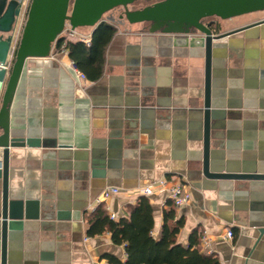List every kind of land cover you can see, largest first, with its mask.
Here are the masks:
<instances>
[{"label":"crops","instance_id":"crops-1","mask_svg":"<svg viewBox=\"0 0 264 264\" xmlns=\"http://www.w3.org/2000/svg\"><path fill=\"white\" fill-rule=\"evenodd\" d=\"M259 12L221 20L222 31L264 19ZM92 32L80 27L69 39ZM194 38L119 29L96 80L76 75L65 48L27 59L11 134L41 143L10 148L8 192L38 202V217L9 231L6 264L125 261L110 232L88 234V217L100 204L115 220L128 216L138 188L162 178L181 183L190 200L176 207L167 190L148 196L154 236L174 207L184 220L179 242L197 230L201 252L220 264H264V179L204 173L206 49ZM209 78L210 171L264 175V23L214 41ZM112 187L120 192L102 199ZM2 190L0 178V208Z\"/></svg>","mask_w":264,"mask_h":264},{"label":"water","instance_id":"water-1","mask_svg":"<svg viewBox=\"0 0 264 264\" xmlns=\"http://www.w3.org/2000/svg\"><path fill=\"white\" fill-rule=\"evenodd\" d=\"M146 6L131 9L135 2ZM122 7L120 18L130 24L146 23L150 33L195 35L196 43L206 49L207 87L204 122V173L212 178L264 179L252 173L211 172L209 166L211 112L209 96L210 64L213 43L226 35L264 23L252 24L218 32L206 20L217 17L231 19L264 11V0H31L21 33L15 26L21 15L20 0H0V178L2 202L0 208V264H6L9 231L20 229L24 219L37 218L38 210L30 200L10 199L8 192L10 148L38 146L41 141L31 137L12 136L11 107L27 59L51 56L56 44L64 41L67 28H94L105 20V15ZM261 232H264L262 228Z\"/></svg>","mask_w":264,"mask_h":264},{"label":"trees","instance_id":"trees-1","mask_svg":"<svg viewBox=\"0 0 264 264\" xmlns=\"http://www.w3.org/2000/svg\"><path fill=\"white\" fill-rule=\"evenodd\" d=\"M116 32L117 28L104 20L94 28L88 43L65 38L69 57L89 79L101 77L105 49ZM64 41L56 44L55 48H61ZM127 211L128 216L115 220L108 214L104 204H100L88 217L89 235L108 231L115 243L125 245L126 260L109 255L108 264H220L216 256L201 252L197 230L192 233L187 244L178 241L184 220L177 219L174 207L164 211L159 237L153 234L154 210L147 196H140L134 204H128Z\"/></svg>","mask_w":264,"mask_h":264},{"label":"built area","instance_id":"built-area-1","mask_svg":"<svg viewBox=\"0 0 264 264\" xmlns=\"http://www.w3.org/2000/svg\"><path fill=\"white\" fill-rule=\"evenodd\" d=\"M31 0H20L21 5H22V10H21V15L19 16V18H22L24 21L26 19V12L27 9L29 7V3ZM24 24V22H23ZM16 36H19L18 34L15 33ZM64 35L66 36L67 39L71 38V37H75L76 35V30H72L70 28H67L66 31L64 32ZM77 38L79 40H83L85 42H89L90 39L86 36H77ZM67 39L64 41V43L62 44L61 48H65V44L67 42ZM71 66L74 70V72L76 73V75L83 80H86V75L74 64V62H71ZM1 158V156H0ZM157 190H167L169 193V198L173 201V204L176 207H179L181 205H183L184 203L188 202L190 200V194L188 191L185 190L184 186L181 183H174L171 182V184H169V181L165 178H162L160 180H157L155 182H150L146 185L140 186L137 190V192L141 195V196H151L152 194H154V192H156ZM120 192V188L118 187H112V188H107L104 190L103 195H102V199H106L109 198L111 195L113 194H117ZM111 217L114 218L115 215L111 214ZM226 236L229 239H233L234 238V232L232 229L228 228L226 230Z\"/></svg>","mask_w":264,"mask_h":264},{"label":"rangeland","instance_id":"rangeland-1","mask_svg":"<svg viewBox=\"0 0 264 264\" xmlns=\"http://www.w3.org/2000/svg\"><path fill=\"white\" fill-rule=\"evenodd\" d=\"M147 4L143 1H138L135 2L134 4H132L130 6L131 9H138V8H142L144 6H146ZM123 13V8L122 7H116L113 10L109 11L108 13H106L105 15V21L113 24L116 28L117 31L120 30H126V29H134V30H139V29H145L147 30L148 24L146 23H136V24H130L125 18H120V15ZM264 15V11L257 13V15ZM218 19L220 22H222L220 18L217 17H213ZM209 19V18H208ZM23 22L24 20L22 18H18L17 24L15 26V33L16 34H20L22 27H23Z\"/></svg>","mask_w":264,"mask_h":264},{"label":"flooded vegetation","instance_id":"flooded-vegetation-1","mask_svg":"<svg viewBox=\"0 0 264 264\" xmlns=\"http://www.w3.org/2000/svg\"><path fill=\"white\" fill-rule=\"evenodd\" d=\"M146 4H149L148 2H145ZM207 23H211L212 24V28L218 32H221L222 31V24L221 22L216 19V18H209L206 20ZM222 32H225V31H222Z\"/></svg>","mask_w":264,"mask_h":264}]
</instances>
